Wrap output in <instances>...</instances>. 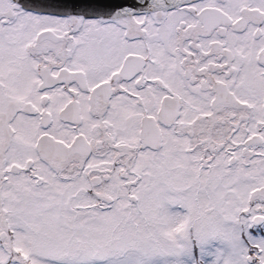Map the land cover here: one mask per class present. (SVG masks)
I'll return each instance as SVG.
<instances>
[{"label":"snow or ice","instance_id":"1","mask_svg":"<svg viewBox=\"0 0 264 264\" xmlns=\"http://www.w3.org/2000/svg\"><path fill=\"white\" fill-rule=\"evenodd\" d=\"M0 264H264V0H0Z\"/></svg>","mask_w":264,"mask_h":264},{"label":"water","instance_id":"2","mask_svg":"<svg viewBox=\"0 0 264 264\" xmlns=\"http://www.w3.org/2000/svg\"><path fill=\"white\" fill-rule=\"evenodd\" d=\"M66 2L73 3V4H81V5H84V4L94 5V4L108 3V2H111V0H66ZM121 2H126V0H121Z\"/></svg>","mask_w":264,"mask_h":264}]
</instances>
